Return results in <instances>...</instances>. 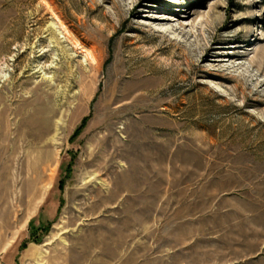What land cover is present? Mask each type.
I'll list each match as a JSON object with an SVG mask.
<instances>
[{"label": "rangeland", "instance_id": "rangeland-1", "mask_svg": "<svg viewBox=\"0 0 264 264\" xmlns=\"http://www.w3.org/2000/svg\"><path fill=\"white\" fill-rule=\"evenodd\" d=\"M0 264H264V0H0Z\"/></svg>", "mask_w": 264, "mask_h": 264}, {"label": "bare ground", "instance_id": "bare-ground-1", "mask_svg": "<svg viewBox=\"0 0 264 264\" xmlns=\"http://www.w3.org/2000/svg\"><path fill=\"white\" fill-rule=\"evenodd\" d=\"M210 51V49H209V47L207 48V50H206V53H208Z\"/></svg>", "mask_w": 264, "mask_h": 264}]
</instances>
